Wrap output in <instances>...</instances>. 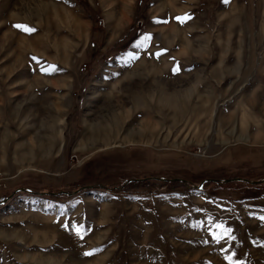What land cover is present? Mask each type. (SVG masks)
<instances>
[{
  "label": "rangeland",
  "instance_id": "1",
  "mask_svg": "<svg viewBox=\"0 0 264 264\" xmlns=\"http://www.w3.org/2000/svg\"><path fill=\"white\" fill-rule=\"evenodd\" d=\"M263 151L264 0H0V264H264Z\"/></svg>",
  "mask_w": 264,
  "mask_h": 264
},
{
  "label": "crops",
  "instance_id": "2",
  "mask_svg": "<svg viewBox=\"0 0 264 264\" xmlns=\"http://www.w3.org/2000/svg\"><path fill=\"white\" fill-rule=\"evenodd\" d=\"M256 59L259 60V61H262L263 59L256 56ZM255 59V61H256ZM240 148V147H239ZM237 147H233L231 149L228 150V152H225L226 154H224V160L225 162H229V163H235V162H240V161H246L245 159H254L251 155L249 156V154L247 153L246 155V152L244 153V151L240 148L239 151L241 152V155H237V152L236 151ZM263 150V149H262ZM258 157L256 160L254 161H258L260 162L261 164L263 163L264 164V151L259 153L258 154Z\"/></svg>",
  "mask_w": 264,
  "mask_h": 264
},
{
  "label": "water",
  "instance_id": "3",
  "mask_svg": "<svg viewBox=\"0 0 264 264\" xmlns=\"http://www.w3.org/2000/svg\"><path fill=\"white\" fill-rule=\"evenodd\" d=\"M163 180H167V181H171L172 179H166V178H164ZM231 180H239V181H245V182H249V183H252V184H257V183H261V182H264V179H262V180H248V179H245V178H239V177H237V178H225V179H206V180H204V181H212V182H221V183H226V182H229V181H231ZM129 181V180H128ZM204 181L203 182H201L200 184H198V185H192L193 187H197V188H200L203 184H204ZM92 186H84L83 188L84 189H88V188H91ZM101 187H103V186H101ZM16 191H27V192H32V190H30V189H25V188H19L18 190H16ZM78 191V190H77ZM77 191H75V192H77ZM9 197H7V198H5L4 200H3V202H5L7 199H8Z\"/></svg>",
  "mask_w": 264,
  "mask_h": 264
},
{
  "label": "snow or ice",
  "instance_id": "4",
  "mask_svg": "<svg viewBox=\"0 0 264 264\" xmlns=\"http://www.w3.org/2000/svg\"><path fill=\"white\" fill-rule=\"evenodd\" d=\"M224 2L227 3L228 0H224ZM176 19L182 23V22H184V20L190 19V17L187 16V15H185L184 17H176ZM14 27H16L18 29H21V30H23L25 32H32V31H34V29H32V28H30V27H28L26 25H22V24L14 25ZM145 39H147V37H145ZM156 55L159 56L160 53H157ZM33 59L35 60L36 58L33 57ZM40 70L43 71V72H48L49 71L48 68H41ZM173 71L174 72L179 71V68H173ZM262 219H264V217H262ZM67 226L68 225H65V227H67ZM217 227H222V226L221 225H217ZM73 230L76 231L78 234L80 232V228L77 227V226H75V225H73ZM227 231H229V230H226V234H227ZM217 239H219V237H217ZM84 255H90V253H84Z\"/></svg>",
  "mask_w": 264,
  "mask_h": 264
},
{
  "label": "trees",
  "instance_id": "5",
  "mask_svg": "<svg viewBox=\"0 0 264 264\" xmlns=\"http://www.w3.org/2000/svg\"><path fill=\"white\" fill-rule=\"evenodd\" d=\"M149 182L150 183H153L154 182V184L158 183V184H160L162 186L167 185L166 188H174L173 186L176 185V184L177 185H182V186L187 185L186 184L187 181L177 180V181L170 182V181H167V180H158V179H150V178H147V179L140 180V181H136V182L135 181H131V183L126 184V188H130L132 186H137V185H139V186L141 185L142 186L143 184H148ZM162 186H160V187H162Z\"/></svg>",
  "mask_w": 264,
  "mask_h": 264
}]
</instances>
